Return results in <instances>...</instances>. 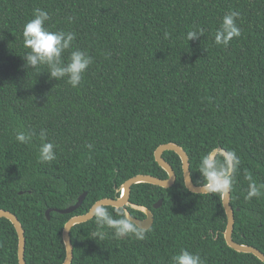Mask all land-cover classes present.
I'll return each instance as SVG.
<instances>
[{
  "label": "trees",
  "instance_id": "1",
  "mask_svg": "<svg viewBox=\"0 0 264 264\" xmlns=\"http://www.w3.org/2000/svg\"><path fill=\"white\" fill-rule=\"evenodd\" d=\"M37 8L49 13L50 31L76 34L65 61L76 49L92 57L78 87L50 79L43 66L23 67L22 30ZM230 11L240 14L241 35L218 46L214 34ZM196 28L204 35L187 41ZM42 129L56 146L51 163L39 162ZM17 131L34 132L33 142H17ZM166 142L183 147L197 185L206 151H235L232 238L264 253V197L245 199L248 174L264 184V0H0V208L22 225L26 264H62L64 223L100 198L118 197L127 178H165L154 150ZM162 156L173 185L139 182L130 190V202L152 211L146 238L117 239L91 217L70 228V264H172L185 249L205 264H264L225 242L221 197L189 191L178 154ZM84 191L73 211L54 210ZM106 206L115 215L117 207ZM17 243L14 226L0 217V264H18Z\"/></svg>",
  "mask_w": 264,
  "mask_h": 264
},
{
  "label": "clouds",
  "instance_id": "2",
  "mask_svg": "<svg viewBox=\"0 0 264 264\" xmlns=\"http://www.w3.org/2000/svg\"><path fill=\"white\" fill-rule=\"evenodd\" d=\"M239 15L237 11H230L222 17L220 27L214 34L215 44L227 47L233 38L241 35V30L236 23ZM32 17L24 24L22 30L23 45L28 49L22 56L25 62L23 67L36 70L43 66L47 69L46 72L50 79L56 81L66 79L71 87H78L84 73L93 63L92 57L86 51L76 49L69 52L67 61H65L64 53L73 48L76 34L72 31H50L46 24L51 17L45 10L34 9ZM203 35L204 29L196 28L188 31L186 38L187 41L197 40ZM39 73L41 72L38 71L36 75ZM34 136V132L17 131L15 139L21 144L29 145L33 142ZM39 139L41 141L38 148L39 162L51 163L55 161L57 158L56 146L47 140L46 130L40 131ZM239 165L240 158L234 150L210 148L199 160L197 171L200 174V181H198V187L191 190L196 194H218L221 198H225L233 189ZM246 179L249 184L245 199L264 197V184L258 185L252 179L251 174H248ZM184 183L187 186L185 181ZM141 211L147 214V209H141ZM89 216L95 219L96 225L101 229L105 227L111 229L113 236L117 239L131 236L142 241L146 238V227L137 223L124 203L118 205L115 215H113L102 201L97 202L89 209ZM96 235L103 239L102 233ZM171 261L172 264H205L200 254L189 252L186 249L173 255Z\"/></svg>",
  "mask_w": 264,
  "mask_h": 264
},
{
  "label": "water",
  "instance_id": "3",
  "mask_svg": "<svg viewBox=\"0 0 264 264\" xmlns=\"http://www.w3.org/2000/svg\"><path fill=\"white\" fill-rule=\"evenodd\" d=\"M165 150H172L178 154V156L181 159L183 179L187 183V186L185 185V183L184 185L189 191L193 192L191 189L197 188L198 185L194 184L192 180L190 169H189V159H188L187 153L185 152V150L180 144L176 142H166V143L159 144L154 150V157H155L156 162L167 173V176L165 178H160V177H157L151 174H146V173L135 174L127 178L120 185V187L118 188L120 195L118 197L100 198L96 200L91 205V207H93L97 202L102 201V203H104L105 205H111L114 207H118L119 204L124 203V206L130 205L131 207L135 209H139V210L147 209V214H145L144 212L145 217L143 218H137L135 216L133 217L136 219L137 223H139L141 226L146 227V228L150 227L153 221L152 211L144 205H139V204L130 202L129 201L130 190L133 184L139 183V182L151 183V184L158 185L161 187H170L173 185L176 179V174L171 164L168 161H166L165 158L162 156V153ZM85 195H86V192L84 191L77 197V200L74 204H71L64 208H55L54 210L59 213H69L81 204ZM221 202L225 210V214H226V227L223 231V235H224V239L227 245L239 252L252 253L264 263V253L262 251H260L258 248L252 245L236 242L232 238V231H233V226H234V212L230 205V194H228V196H226L225 198H221ZM161 203H162V199L159 198L156 202L153 203V207L157 208L161 205ZM89 209L87 212L83 214H76V215L69 217L68 220L63 225L61 236H62V241L65 247L66 255L64 257L62 264H70L72 260L73 253H72V244H71V239H70V228L76 223H80V222L90 219L91 217L89 216ZM50 211H51V208L45 211L47 218H49ZM0 217H5L9 219V221L14 226L16 233H17V238H18V243H17L18 264H26L25 259H24L25 236H24V230L22 228V225L19 219L14 213H12L9 210L3 209V208H0Z\"/></svg>",
  "mask_w": 264,
  "mask_h": 264
}]
</instances>
